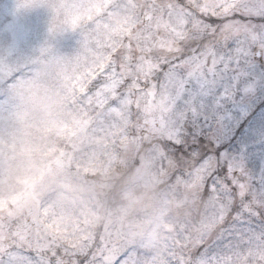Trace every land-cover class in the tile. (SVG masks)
Listing matches in <instances>:
<instances>
[{
  "label": "snow or ice",
  "instance_id": "snow-or-ice-1",
  "mask_svg": "<svg viewBox=\"0 0 264 264\" xmlns=\"http://www.w3.org/2000/svg\"><path fill=\"white\" fill-rule=\"evenodd\" d=\"M79 7L82 39L99 37L85 102L202 190L163 264H264V0H119L96 19L97 5ZM57 223L39 209L0 216V264H161L104 237L72 243Z\"/></svg>",
  "mask_w": 264,
  "mask_h": 264
},
{
  "label": "rangeland",
  "instance_id": "rangeland-1",
  "mask_svg": "<svg viewBox=\"0 0 264 264\" xmlns=\"http://www.w3.org/2000/svg\"><path fill=\"white\" fill-rule=\"evenodd\" d=\"M118 2L0 0V216L39 209L72 243L104 237L163 264L198 220L202 190L157 163L134 127L101 115L81 91L99 37L82 39L79 6L97 5L96 19ZM113 189L120 205L109 202Z\"/></svg>",
  "mask_w": 264,
  "mask_h": 264
},
{
  "label": "trees",
  "instance_id": "trees-1",
  "mask_svg": "<svg viewBox=\"0 0 264 264\" xmlns=\"http://www.w3.org/2000/svg\"><path fill=\"white\" fill-rule=\"evenodd\" d=\"M110 202H111V203H113V202H114V204H116V203H117V198L113 196V198L111 199V201H110Z\"/></svg>",
  "mask_w": 264,
  "mask_h": 264
}]
</instances>
